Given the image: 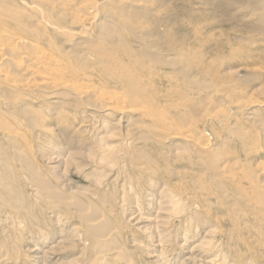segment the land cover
Here are the masks:
<instances>
[{
	"label": "rangeland",
	"instance_id": "obj_1",
	"mask_svg": "<svg viewBox=\"0 0 264 264\" xmlns=\"http://www.w3.org/2000/svg\"><path fill=\"white\" fill-rule=\"evenodd\" d=\"M89 1L0 0V264H264V0Z\"/></svg>",
	"mask_w": 264,
	"mask_h": 264
},
{
	"label": "bare ground",
	"instance_id": "obj_2",
	"mask_svg": "<svg viewBox=\"0 0 264 264\" xmlns=\"http://www.w3.org/2000/svg\"><path fill=\"white\" fill-rule=\"evenodd\" d=\"M37 1V0H36ZM40 1V0H39ZM89 1V0H88ZM52 1H50V3H51ZM86 1H84V2H82V5L79 7V13L80 14H82V15H80L79 17H80V19H81V23H83L84 25L86 24V23H90V21L91 20H94L95 19V15L93 14V12H95L96 11V9H97V6L95 5V3L93 4V3H91L90 1V3L89 2H86ZM84 3V4H83ZM98 7H99V5H98ZM76 20H78L77 18H76ZM79 21V20H78ZM88 23V24H89ZM91 23H92V21H91ZM78 24V23H77ZM77 24H76V28H77ZM78 27H82V26H78ZM83 31V30H82ZM14 39H16V38H13L11 35H4L3 34V31H2V33H1V31H0V75H2L3 77H4V72H6V70L4 71L3 70V68H7L6 66L7 65H11L12 63H13V59H14V61L16 62V61H18L19 60V63H22V64H24V67L26 68V72L29 74V79H30V82H32V83H34V81H37V82H39V85H41L42 87H44V86H57V85H61L62 83L60 82V80L58 81V76H59V74H57L56 73V71L55 70H60V68H58V69H55V67L56 66H59L58 65V62H57V59H55L54 57H52L49 53H47V52H45V51H43V50H41V49H39L38 48V46L37 45H35V44H32V43H30V42H28V41H24V40H22V39H18V40H14ZM27 50V51H26ZM92 56H94V55H92ZM15 58H16V60H15ZM89 58V57H88ZM18 59V60H17ZM92 60V59H91ZM101 60V59H100ZM15 62H14V64H15ZM18 63V62H17ZM21 64V65H22ZM19 65V64H18ZM67 65V64H66ZM3 66H5V67H3ZM14 66V65H13ZM17 66V65H16ZM19 67V66H18ZM23 67V68H24ZM60 67V66H59ZM67 67V66H66ZM66 67H64V68H66ZM10 68H12V67H10ZM14 68V67H13ZM16 68V67H15ZM8 69V68H7ZM61 69H63V68H61ZM14 70V69H13ZM21 70H23L24 71V69H21ZM16 72H17V70H15ZM15 71H14V75H15ZM20 71V70H19ZM18 71V72H19ZM7 73V72H6ZM10 73H11V71H10ZM22 73V72H21ZM23 74V73H22ZM26 74V73H25ZM6 75H8V73L6 74ZM12 75V74H11ZM18 75V77H21V76H19V75H21V74H17ZM25 76V75H24ZM13 77H15V80L13 81V79L11 80V77H10V82H9V84L13 81V83H11L13 86H16V87H20V89H21V87L22 88H26L27 89V87H28V89L30 88L29 87V85L28 84H24L23 83V81H22V83H20L21 81H19L18 82V80H16V76H13ZM12 77V78H13ZM2 78V77H1ZM5 78V77H4ZM4 78H2V79H4ZM9 78V77H8ZM22 78H24V77H22ZM27 78H28V75H27ZM17 79H19V78H17ZM25 79V78H24ZM29 79H28V81H29ZM5 80H8L9 81V79H7V78H5ZM19 80H21V79H19ZM26 80V79H25ZM89 80V79H88ZM87 81V80H86ZM6 83V86H7V81H5ZM18 82V83H17ZM25 83H27V82H25ZM61 83V84H60ZM10 84V85H11ZM30 84V83H29ZM65 84H67V83H65ZM28 85V86H27ZM30 85H32V84H30ZM74 86V85H73ZM79 85H77V87H78ZM12 87V86H11ZM41 87V88H42ZM60 87V86H59ZM61 87H65V85L64 84H62L61 85ZM61 87H60V90H61ZM80 87V89H82V85L81 86H79ZM24 88V89H25ZM32 88V87H31ZM35 88V87H34ZM48 88H50V87H48ZM52 88V87H51ZM54 88V87H53ZM58 88V87H57ZM19 89V88H18ZM46 89V88H45ZM63 89V88H62ZM65 89V88H64ZM66 89H69V87L68 88H66ZM71 89V88H70ZM23 90V89H22ZM52 90V89H51ZM55 91V89L54 90H52V91H50V92H54ZM71 91V90H70ZM73 91V90H72ZM76 91V90H75ZM81 91V90H80ZM57 92H58V89H57ZM93 92L94 91H92L91 90V87H89V86H85V89H84V91H83V96H84V98H87V96H91V95H93ZM80 93V92H79ZM92 93V94H91ZM52 94V93H51ZM52 96H55V93H54V95H52ZM56 96H57V94H56ZM82 96V97H83ZM86 96V97H85ZM97 96H99V100L100 101H103V102H105V104H112L113 102L114 103H117V104H124L125 103V101H126V99H125V97H123V95L121 96V94L120 93H117V92H107V93H101V94H99V95H97ZM97 100V99H96ZM100 103V102H99ZM248 103H249V101H248ZM251 103V102H250ZM249 103V104H250ZM254 105H255V103H254ZM257 105V104H256ZM255 105V106H256ZM117 108V107H116ZM125 108V107H124ZM142 108H144V107H142ZM114 109L115 108H113V111H114ZM128 109V108H127ZM133 109V108H132ZM130 110V112L131 111H133V110ZM112 110V109H111ZM136 110V109H135ZM143 110V112L145 111L144 109H142ZM141 110V111H142ZM115 111H117V110H115ZM119 111L120 112H122V111H125V109H119ZM128 111V110H127ZM137 111H139V109H137ZM134 112V111H133ZM114 113V112H113ZM117 113V112H116ZM126 114L128 113V112H125ZM132 113V112H131ZM120 115H122V114H120ZM15 131V130H14ZM13 131V132H14ZM158 133H159V131H157ZM187 132V131H186ZM165 134V133H164ZM166 134H169V133H166ZM188 134V133H187ZM170 135V134H169ZM176 135V134H175ZM178 135H179V133H178ZM171 136V135H170ZM194 136V135H193ZM172 137V136H171ZM181 137V136H180ZM179 138V137H178ZM186 138H187V136H186ZM124 139V138H123ZM126 139V138H125ZM180 139V138H179ZM185 139V138H184ZM188 139H190V140H193L194 141V144H196V142H199V140L198 139H195L194 137H192V136H190V135H188ZM130 140V139H129ZM189 140V141H190ZM185 141V140H184ZM187 141V140H186ZM123 144H125V143H123ZM130 145V144H129ZM208 145V144H207ZM199 149L203 152V151H205V150H207V149H209V147H207V146H205L203 143H199ZM198 149V150H199ZM97 231V230H96ZM97 232H102V230L100 229V230H98ZM103 233V232H102ZM104 234V233H103ZM103 237H104V235H103ZM105 241V243H108V242H106V240H104ZM104 241H101V243L102 242H104ZM103 244V243H102ZM102 246H104V248H106V250L108 249L107 247H105L106 246V244L105 245H102ZM36 249V248H35ZM34 249V250H35ZM37 250H38V248H37ZM109 250V249H108ZM112 250V249H111ZM38 251H40V250H38ZM108 252V251H107ZM109 252H110V250H109ZM35 255V254H34ZM38 255V254H37ZM42 255V254H41ZM33 256V255H32ZM39 258H40V256H39ZM38 260V259H37Z\"/></svg>",
	"mask_w": 264,
	"mask_h": 264
}]
</instances>
